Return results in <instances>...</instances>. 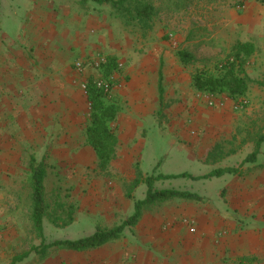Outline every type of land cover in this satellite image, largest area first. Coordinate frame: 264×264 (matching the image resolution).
<instances>
[{
  "label": "crops",
  "instance_id": "0c3cea01",
  "mask_svg": "<svg viewBox=\"0 0 264 264\" xmlns=\"http://www.w3.org/2000/svg\"><path fill=\"white\" fill-rule=\"evenodd\" d=\"M246 5L242 16L234 17V24L227 18L222 20L224 26L234 28L237 41L249 43L254 50L247 69L253 81L248 94L251 102L248 100L247 109L236 112L233 101L223 109L204 106V100L196 98L191 82L184 79L182 67L172 68L174 56L188 47L185 42L192 38L189 31L178 38V49L162 41L147 48L141 44L142 39L117 31L105 11L92 3L0 0V264H89L88 259L90 264H114L116 260L121 264H153V260H179L180 239L195 231L189 226L186 229L165 222L162 215L166 209H162L143 215L138 225L127 229L120 240L89 252L90 256L88 252L59 250L47 259L31 260L36 254L31 249L24 252L29 254L25 259L16 260L23 255L18 250L27 242V234L34 231L32 221L28 223L31 195L25 191L28 179L24 174L32 158L39 155L37 163L47 164L53 152L78 151L79 131L89 110L88 97L81 86L103 75L87 65L98 54L123 64L122 74L119 73L123 87L109 97L121 110L116 132L120 157L116 166L140 168L139 154L145 144L146 128L157 126L162 130L161 121H170L172 135L180 136L190 158L212 168L201 176L215 170H236L207 179L222 180L225 186L215 192L220 201L214 207L219 227L211 224L204 232L211 241L218 236L219 260H264V0H248ZM201 41L206 46L209 40ZM78 62L86 65L83 71H78ZM171 80L176 87L174 96H178V102L183 101L180 105L184 108L190 104L186 110L191 119L184 120L181 131L176 130L181 109L168 106L164 110ZM256 151V157L246 162ZM65 161L60 160L58 168L78 167V160ZM119 178L129 185L135 180L132 172ZM94 181L95 185L105 184L95 178ZM203 195L204 214L211 217L206 212L212 197L208 192ZM110 200L111 210L106 205L109 213L103 214V204L89 209L90 218L98 217L97 222L105 219L106 227L99 224V229L117 227L133 215L132 201L120 188H114ZM205 243L194 237L188 245L192 250H210L211 243ZM187 260H193V256L190 254Z\"/></svg>",
  "mask_w": 264,
  "mask_h": 264
},
{
  "label": "rangeland",
  "instance_id": "374dc122",
  "mask_svg": "<svg viewBox=\"0 0 264 264\" xmlns=\"http://www.w3.org/2000/svg\"><path fill=\"white\" fill-rule=\"evenodd\" d=\"M176 1L177 0H155V5L160 10L159 23L154 29V32L148 34L146 39L142 36V34H136V32H134L132 28H125L119 23V21L112 20L110 17L109 7H98L100 8V10L105 11L108 19L113 22V25L115 26L114 28H116L117 31H120L122 33H129L138 39H142L143 41L141 42V44H143V47L148 48L149 46H152V44L162 41L166 44H169L170 47L178 49V38L181 37V34L185 35V33L189 31L188 33L192 38L188 39L186 42L184 41L188 44V47L186 49L184 48V51L189 52L188 54H192V56H194V59L192 61H189L186 65L182 63V60L176 54L174 56L175 58L173 59L172 68H174L175 66L182 67L183 71L186 73L184 79H186L189 83L191 82V88L193 89V77L196 72L206 70L217 72L214 66H216L217 64L226 65L225 62L227 61V57L229 56V54L232 52L234 47L241 43L235 38V34L233 33L234 28H227L226 26H224V22L222 20H226L227 18L229 23L231 22L234 24V17L239 19L240 16H242V11L246 9L248 0H187L186 2H184L183 6H178V4L175 3ZM92 4L96 6V4ZM181 25L182 27H180ZM257 30L260 29L258 28ZM243 34L244 33L241 34V37L244 36L245 38L246 34ZM203 38L205 40H209L206 43V46L201 45V43H205V41H201ZM227 43L229 46L231 45L230 48H228ZM99 55L104 56V54H98L97 56ZM249 64L250 61L247 64L248 67ZM103 69L104 67H102L100 70L102 74ZM172 70L173 69L170 70V74H172ZM118 73L122 74V71ZM101 77H105L104 74ZM174 84L175 82H173V80H171L167 84V88L171 91L166 95L167 104L165 105L166 108L164 107V110L168 109V106L174 108L178 107L179 109H181L176 120L178 121L176 124V130L181 131L182 123L184 122V120L190 117L187 113L188 111L186 110L190 107V104L185 105L184 108L183 105H180V103H183V101L178 102V96H174V90L176 88ZM205 94L209 93L196 92V98H199V96H203ZM211 95H217L218 97L225 98L231 101L229 97L225 95ZM246 99L251 102L249 95L246 97ZM202 103L204 104V106L207 105L205 101H203ZM88 108L89 110L87 116L80 128L81 130L79 131L78 151L53 152L48 156L47 159V200L49 201L50 205L53 206V208L57 202L67 200L68 204H73L76 208V219L71 225L67 227L54 225L52 221L48 219L45 220L44 236L46 244L52 243L56 240L75 241L90 237L95 234L100 225H104L105 219H103V221L102 219H98L97 222L98 217L91 216L90 218L88 214L90 213L91 207H94L95 205L101 206L103 204L105 205L104 209H102V206L100 207V209L104 212L103 214L109 213L112 205L110 204L112 202L110 199L112 197L114 188H120L121 192L123 191L124 194H127L129 191L130 185L124 184V182H122L119 177H122L124 173L130 172H132L133 175L136 176L137 168L131 170L126 168L121 169L120 167L116 166L120 157V142L116 133L118 119L112 125L114 133L116 134L118 139L117 158L112 162L107 172H101L98 169L95 153L91 146L87 144L86 139V127L91 111V107L89 106V104ZM118 118H120V114ZM189 119H191V117ZM172 126L173 123L165 120L161 121L162 130L157 126L153 128H146L147 136L144 137L145 144L140 150L139 154V160L141 162V172L143 171L144 173L149 174V176H178L185 173L194 176H201L211 171L212 168L203 164H198L196 161L190 158L189 155H191V153L188 152L187 148L181 145L180 136L172 135ZM198 152L199 150L194 153V156L197 157ZM34 156L36 157V154ZM40 157L41 156L39 155V157L37 158ZM60 160H66L65 162H67L68 160H78V167L67 165L64 168L60 169L58 168ZM90 162H92V165ZM24 175L29 180L28 170ZM94 178L98 179L99 182L101 181L105 184L95 185ZM224 187V182L218 179L207 181L194 180L191 178H175L162 180L155 184V189L158 191H188L197 194L200 197L204 196L203 194L207 192L210 193V197H212V199L211 203L207 202V210L209 211H207L206 213H211L213 216L208 217V214H204V203L201 202L196 203V205H189V203L187 202L174 201L166 205L165 208H163L166 210H163L162 215V219H164L165 222L169 221L174 223L178 227H183L186 229L188 228V226L190 228L193 227L195 231H189L188 233H186L184 239H180L177 245V254L179 256V260H153V264H264V260L247 257L232 258L231 260H219L217 252L218 236L215 237L216 240L212 238L213 241H211L209 237H206V235H204L207 227L211 224H213L216 228L219 227L218 211L214 209V207H218L220 201L218 198L219 195L215 194V192L216 190L218 191L219 189ZM146 193L147 187L145 185H141L134 191V196L138 200H143L146 197ZM207 195L209 197V194ZM29 202L28 204L30 205ZM95 202L96 204H94ZM24 205H27L26 201L24 202ZM106 205L108 208L110 207V210H107ZM132 211L134 213L133 203ZM175 213H180V215H176ZM119 219L120 217L117 218V223ZM30 221L31 217L29 214V224ZM186 222H189V224H187ZM111 226L112 224H107V227ZM193 236L200 239L201 242H206L205 244L210 242V246H212L211 249L207 251L206 248L193 250L190 249L188 243L193 242ZM26 238L27 242L25 241L23 245L19 247V255L24 254V252H26L27 250H31L33 247L41 246L42 240H40L36 235L35 230L32 233H28ZM214 248H216V251H214ZM58 252L59 250H50L44 257L34 254L33 259L31 260H44L51 255H56ZM87 254L90 256L89 252ZM87 254H85V256H87ZM190 254L191 256H193V260H187V256H190ZM208 256H211L210 259H206ZM87 261L90 264V260L88 259ZM114 264H121V262L119 260H116Z\"/></svg>",
  "mask_w": 264,
  "mask_h": 264
},
{
  "label": "trees",
  "instance_id": "16d2710c",
  "mask_svg": "<svg viewBox=\"0 0 264 264\" xmlns=\"http://www.w3.org/2000/svg\"><path fill=\"white\" fill-rule=\"evenodd\" d=\"M83 4L94 3L97 6L110 8L112 20L119 21L125 28H132L136 34H142L146 39L148 34L154 32L159 23V8L155 5V0H81ZM187 0H177L178 6H183ZM143 38V39H144ZM253 47L249 43H240L227 57L226 65H216L217 72L198 71L193 77V89L198 93L220 94L229 97L233 102L246 99L249 94L251 80L247 67L253 53ZM182 49L178 56L183 64L192 61L194 56ZM232 59V61H231ZM221 69V70H220ZM118 71V61L116 58H109L108 64L104 66L103 74ZM88 102L91 105L89 121L86 127L87 144L93 149L97 167L101 172H107L112 162L117 158L118 139L112 125L117 121L120 108L109 101V96L98 90L94 81L88 83ZM160 95L163 89L160 84ZM247 100V99H246ZM260 147V144H257ZM257 148V149H258ZM214 152H217L216 150ZM257 155V151L246 159L251 161ZM218 160L215 161V163ZM44 162L37 163L35 158L28 167V184L25 191L29 192L30 214L33 228L36 235L42 240L41 246L33 247L31 251L42 257L46 256L50 250H61L71 252H92L107 246L109 243L120 240L124 232L129 228H135L143 215L158 212L166 205L174 201L187 203H202L203 198L188 191L155 189V184L162 180L175 178H191L194 180H207L214 177H221L224 173H234L235 169L215 170L206 176L194 177L190 174L178 176H144L141 169L137 167L135 180L130 183L129 191L126 194L128 200L134 204L133 215L121 225L111 229H98L95 234L79 240H59L46 244L44 236V222L50 220L54 225L67 227L75 221L76 208L73 204H68L67 200L57 202L53 208L46 197L47 168ZM145 185L147 187L146 197L138 200L134 196V191ZM29 254H23L16 260H23Z\"/></svg>",
  "mask_w": 264,
  "mask_h": 264
},
{
  "label": "built area",
  "instance_id": "2783aa9c",
  "mask_svg": "<svg viewBox=\"0 0 264 264\" xmlns=\"http://www.w3.org/2000/svg\"><path fill=\"white\" fill-rule=\"evenodd\" d=\"M108 64V58L106 56L99 55L90 61H88L87 65L95 70H101L102 67ZM86 67L85 64L78 62L77 69L78 71H83ZM123 69V64L118 63V71L120 72ZM95 87L103 92L106 96H111V94L117 88H122L123 84H121L119 79V73L115 72L108 77H101L94 81ZM82 91L85 96L89 95V88L87 82H84L81 86ZM202 100L205 101L209 108H219L223 109L226 107V104L229 102L228 99L218 97L217 95L205 94L203 96H199ZM89 106L91 107L90 103ZM249 106V101L244 99L238 102H233V110L236 112L243 111L247 109ZM189 224V222H186ZM193 228V227H192Z\"/></svg>",
  "mask_w": 264,
  "mask_h": 264
}]
</instances>
